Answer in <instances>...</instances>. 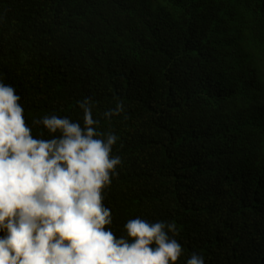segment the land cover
<instances>
[{
	"label": "trees",
	"instance_id": "16d2710c",
	"mask_svg": "<svg viewBox=\"0 0 264 264\" xmlns=\"http://www.w3.org/2000/svg\"><path fill=\"white\" fill-rule=\"evenodd\" d=\"M0 81L120 156L117 236L165 220L204 264H264V0H0Z\"/></svg>",
	"mask_w": 264,
	"mask_h": 264
},
{
	"label": "clouds",
	"instance_id": "9594fccd",
	"mask_svg": "<svg viewBox=\"0 0 264 264\" xmlns=\"http://www.w3.org/2000/svg\"><path fill=\"white\" fill-rule=\"evenodd\" d=\"M21 96L0 81V264H177L176 228L136 217L117 236L104 189L120 156L117 137L102 138L91 107L83 125L67 116L33 120L48 133L33 136ZM185 264H204L192 253Z\"/></svg>",
	"mask_w": 264,
	"mask_h": 264
}]
</instances>
